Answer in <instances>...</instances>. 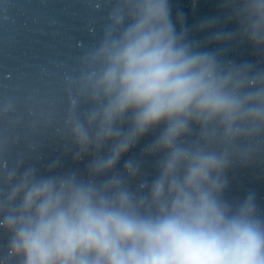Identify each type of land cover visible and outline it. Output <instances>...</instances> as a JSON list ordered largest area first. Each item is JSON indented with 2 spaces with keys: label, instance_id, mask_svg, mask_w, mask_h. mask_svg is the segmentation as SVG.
<instances>
[{
  "label": "clouds",
  "instance_id": "clouds-1",
  "mask_svg": "<svg viewBox=\"0 0 264 264\" xmlns=\"http://www.w3.org/2000/svg\"><path fill=\"white\" fill-rule=\"evenodd\" d=\"M252 13V43L264 46V0ZM93 59L100 68L87 79L104 106L90 119L99 115L110 139L113 124L130 114L132 132L92 171L111 170L139 137L163 125L150 150L166 153L148 186L154 210L141 211L144 199L137 203L116 180L97 186L27 173L10 196L19 204L0 219L12 234L11 253L22 264H264V225L253 219L251 202L233 211L221 198L225 159L179 144L193 122L218 120L229 135L237 121L264 123V89L242 92L258 78L224 74L215 57L194 51L177 33L169 0H142ZM75 133L87 143L79 125ZM125 171L135 176L138 169L126 162Z\"/></svg>",
  "mask_w": 264,
  "mask_h": 264
},
{
  "label": "water",
  "instance_id": "water-1",
  "mask_svg": "<svg viewBox=\"0 0 264 264\" xmlns=\"http://www.w3.org/2000/svg\"><path fill=\"white\" fill-rule=\"evenodd\" d=\"M141 2L0 0V219L19 204L10 196L27 173L36 180L75 177L97 186L116 180L137 203L144 199L141 211L154 210L148 186L166 153L150 150L163 125L139 137L111 170L92 171L132 132L130 114L113 124L110 139L102 134L100 116L90 119L104 106L102 97L92 98L87 79L100 68L93 56L132 22ZM255 3L169 0L177 33H184L194 51L215 57L224 74L258 78L255 88L246 84L242 92L264 89V46L252 43ZM258 38L264 39V31ZM78 125L86 144L77 140ZM179 144L222 156V200L233 211L250 201L253 219L264 225V123L237 121L229 135L218 120L193 122ZM126 162L138 169L135 176L125 171ZM11 236L0 228V264H22L10 251Z\"/></svg>",
  "mask_w": 264,
  "mask_h": 264
}]
</instances>
